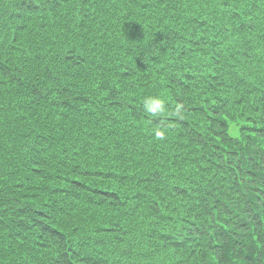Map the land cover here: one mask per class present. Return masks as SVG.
I'll list each match as a JSON object with an SVG mask.
<instances>
[{
  "label": "trees",
  "instance_id": "1",
  "mask_svg": "<svg viewBox=\"0 0 264 264\" xmlns=\"http://www.w3.org/2000/svg\"><path fill=\"white\" fill-rule=\"evenodd\" d=\"M0 264H264V0H0Z\"/></svg>",
  "mask_w": 264,
  "mask_h": 264
},
{
  "label": "rangeland",
  "instance_id": "2",
  "mask_svg": "<svg viewBox=\"0 0 264 264\" xmlns=\"http://www.w3.org/2000/svg\"><path fill=\"white\" fill-rule=\"evenodd\" d=\"M230 134H231L232 136L237 135V130H236V128L232 127V128L230 129Z\"/></svg>",
  "mask_w": 264,
  "mask_h": 264
}]
</instances>
